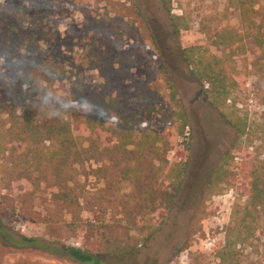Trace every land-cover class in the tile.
<instances>
[{"label":"rangeland","instance_id":"obj_1","mask_svg":"<svg viewBox=\"0 0 264 264\" xmlns=\"http://www.w3.org/2000/svg\"><path fill=\"white\" fill-rule=\"evenodd\" d=\"M59 1L44 0L48 8L59 13L41 16L45 21H55L61 40L51 48L61 51L70 71L67 78L52 84L56 93L63 97L71 95L70 76L78 73L80 68L75 66L91 38L83 23L87 15L97 20L116 16L123 24L114 25L112 36L119 33V45L134 59L135 67L126 76L110 79H106L105 67L85 69L82 78L88 85L103 84L101 92L108 90L118 96L119 109L126 106L128 118L135 117L144 107L128 106L123 100L138 102L140 91L151 87V98L147 101L156 111L142 115L141 128L156 129L169 141L165 157L170 162L180 161L188 145L189 162L180 179L175 205L169 210L165 209L163 194L175 191V180L166 183L161 169L150 157L146 158L144 168L150 169L148 175L155 179H142V185L123 180L121 166L114 162L104 164L87 158L76 162L66 168L64 175L70 179H63L70 183L71 201L60 198V181L52 178L46 163L37 167L33 161L30 149L39 145L26 142L24 147L17 142L16 118L22 119L25 107L17 102L18 93L11 77H17L23 65L20 55L24 49L15 40L8 42L0 36L1 219L21 234L99 253L102 264H220L219 250L225 244L227 228L232 225L235 213L242 215L246 185L264 157V60L262 48L253 41L236 42L228 49L210 46L200 32L199 23L202 17L211 16L216 27L230 26L240 32L238 0H167L170 13L183 15L189 24L188 29L178 33L172 29L163 0H88L90 6H86V0H74L73 5L64 9H59ZM247 1L255 9L257 21L263 20L264 0ZM8 2L0 0V22L1 9ZM135 7L141 14L136 13ZM107 33V28L100 29L97 39L101 40L97 44L104 42L102 37ZM195 45L229 59L235 86L226 105L228 110H237L241 117L247 118L246 135L237 137V131L206 99L207 84L201 86L190 74L191 66L184 63L182 51ZM167 78L174 82L179 104L188 114L189 127L184 134H178L179 123L170 118L178 108L168 98ZM88 112L85 100H71L75 134L82 130V126L76 125ZM35 114L36 119L53 118L49 111ZM118 119L111 112L105 125ZM98 137L102 145L115 143V137L106 132L99 131ZM27 149L29 157L25 155ZM152 203L160 204L159 209L148 212ZM142 216L156 224L164 219L145 247H140L147 232V229L140 232L144 228L139 223ZM253 225L257 227L253 236L236 246L239 264H264V219L253 221ZM138 248L140 251L132 257L131 252ZM0 264L79 263L35 250L0 247Z\"/></svg>","mask_w":264,"mask_h":264},{"label":"trees","instance_id":"obj_2","mask_svg":"<svg viewBox=\"0 0 264 264\" xmlns=\"http://www.w3.org/2000/svg\"><path fill=\"white\" fill-rule=\"evenodd\" d=\"M74 2V0H60L58 7L64 9L68 5H73ZM166 4L167 0H163V6L169 14L173 31L178 33L188 29L187 19L183 15L170 13V6L167 7ZM236 9L239 12L241 23L240 32L230 26L216 27L211 16L202 17L199 23L200 32L209 40L210 46L222 49L232 48L236 42L253 41L262 48V59L264 60V19L257 21L255 9L248 4L247 0H238ZM135 11L138 15L141 14L138 7H135ZM58 13L59 11L56 9L48 8L44 0H9L8 4L3 5V9H1L0 36L7 39L8 42L15 40L19 48L24 49L20 55L23 65L16 74L17 77H11L14 81L13 86L16 87L18 93L17 102L21 107H25L21 111L22 119L16 118L17 142L24 147L26 142L39 145L38 148L30 149L34 153L32 156L34 163L37 167H42L43 163L49 166L52 178L60 181L59 184L62 186L60 198L66 197L69 200L71 199V189L68 188L70 183L64 182L63 179H70V177L66 178L64 174L66 168H70L74 163L86 158L98 162L103 161L104 164L114 162L117 166H121L120 173L123 180L142 185V179H155L153 175H148L150 169L147 171L144 168L146 158L150 157L161 169L162 179H165L166 183L171 184L175 180V191L173 193L165 191L163 194L165 209L173 208L176 196L181 189L180 179L189 162V148L187 145V149L184 151L186 156L183 152L180 161L170 162L165 157L169 141L156 129L141 128L142 115L156 111L155 106L147 101L151 98L152 88L141 90L137 95L138 102L123 100L128 106H138V109L144 107L136 112L135 117L128 118L125 115L128 113L126 106L119 109L118 103L121 102V99L118 96L108 90L101 92L103 84L88 85L82 78L85 69L105 67L108 72L105 75L106 79H110L126 76L135 67L134 59L119 45V33L112 36L111 31L114 25L122 26V20L116 16L97 20L95 17L87 15V19L83 23L85 31L91 38H89L81 58L79 57L77 65H74L75 68H80L78 73L70 76L69 91L71 95L63 97L59 96L52 87L56 81L67 78L70 72L65 67L61 51L51 48V46L59 45L61 38H59L58 29L55 28V21H45L44 18H41V16ZM131 26H133V22ZM101 28H107L108 33L102 37L104 42L97 44V40H101L97 39L100 36ZM40 42L44 45H39ZM121 49L122 51H119ZM230 52L234 53L233 50ZM48 56L58 59L50 62L46 59ZM182 56L184 63L191 66L190 74L195 80L201 86L207 84L204 94L209 104L217 109L225 122L237 131V137L242 134L246 135L249 130L247 118L241 117L237 110H228L226 105L235 86L229 59L215 55L208 48L200 45L185 48L182 51ZM165 80V86L169 92L168 98L176 102L178 108L174 109V117L170 118L179 123L178 134H184L185 129L189 127L188 114L185 107L179 104L177 89L172 79ZM155 88L158 89V86L155 85ZM154 93L158 94V91L155 90ZM3 98L6 101L7 97ZM79 99L87 102L89 112L76 125L77 128L82 126V132L75 134L76 129L72 124L76 121H71L73 118L71 100ZM26 110H30L29 113ZM48 111L52 112L53 118L36 119L35 113L42 114ZM111 112L118 115L119 119L106 126L107 115ZM9 131L11 130L9 129ZM99 131L115 137V143L111 146L102 145L98 137ZM25 155L29 157V150ZM121 163L123 165H120ZM246 191L247 199L242 207V215L238 216L235 213L233 223L226 231L225 244L219 250L220 264H239L236 259V256L239 255L236 246L248 241L253 236L257 228L253 225V221L264 219V157L251 172V179L246 185ZM159 206L160 204L154 203L148 212H154L159 209ZM160 221V224H156L153 219L146 221L143 216L140 218L139 223L144 226L140 232L144 233V229H147L140 247L148 245L160 229L164 219ZM102 234L104 237L103 231ZM0 247L35 250L79 264H102L103 262L99 253L21 234L8 227L1 217ZM140 249L133 250L131 256L135 257Z\"/></svg>","mask_w":264,"mask_h":264},{"label":"clouds","instance_id":"obj_3","mask_svg":"<svg viewBox=\"0 0 264 264\" xmlns=\"http://www.w3.org/2000/svg\"><path fill=\"white\" fill-rule=\"evenodd\" d=\"M86 6H90V5H88V0H86ZM46 59L51 62L52 60L58 59V58L57 57H53V56H48V57H46Z\"/></svg>","mask_w":264,"mask_h":264}]
</instances>
